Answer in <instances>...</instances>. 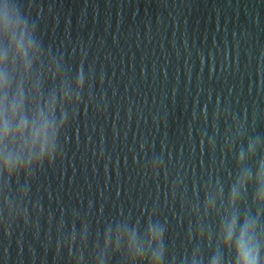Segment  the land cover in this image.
I'll use <instances>...</instances> for the list:
<instances>
[{"label":"water","instance_id":"95a60500","mask_svg":"<svg viewBox=\"0 0 264 264\" xmlns=\"http://www.w3.org/2000/svg\"><path fill=\"white\" fill-rule=\"evenodd\" d=\"M17 3L60 56L65 81L78 65L91 66L92 100L61 134L53 164L31 179L0 174V221L27 217L8 234L0 225V264H132L126 235L116 246V225L142 224L149 211L166 224V264H183L179 257L193 250L207 264L232 214L257 219L264 236V203L255 199L259 156L248 162L253 174L236 208L228 205L229 185L242 175L236 152L248 138H264V0ZM37 82L45 97L57 86L47 60L25 87L35 93ZM226 137L235 142L231 152ZM157 157L164 167L154 175ZM177 178L185 188L178 194L171 190ZM216 179L223 194L213 190L215 204L201 211L195 185L202 200L203 186Z\"/></svg>","mask_w":264,"mask_h":264},{"label":"clouds","instance_id":"9594fccd","mask_svg":"<svg viewBox=\"0 0 264 264\" xmlns=\"http://www.w3.org/2000/svg\"><path fill=\"white\" fill-rule=\"evenodd\" d=\"M41 60L48 61L49 71L57 79V86L46 97L38 82L35 93L25 87L33 68ZM92 79L91 66L86 72L82 63L77 66L71 79L65 81L60 56L41 42L36 23L21 11L17 0H0V174L8 182L16 176H28L31 179L45 165H51L61 157V134L70 120L77 117L81 106H88L92 100ZM225 141L231 152L234 140L226 137ZM208 147H216L211 137L208 139ZM262 149L264 138L257 135L255 138H248L246 148L241 146L236 152L235 165L242 169V175L229 185V207L236 208L239 191L246 186L253 174L248 162L258 156L255 160V179L259 187L255 199L258 203H264V155H259ZM149 167L154 175H158L164 167L162 157L152 160ZM218 180H210L203 186L202 200L195 185L196 206L201 211L206 208L211 210V206L215 204L213 190L218 195L223 194V184H218ZM173 189L177 194L185 191L180 178L172 182L171 190ZM28 192L24 195L27 196ZM7 207L11 210V205ZM39 208L37 204L36 210L39 211ZM26 219L23 215H16L14 219L6 217L0 221V225L5 234H8L14 223H25ZM107 231L111 233V227ZM166 231V224L156 218L155 212L149 211L142 224L141 219L139 224L133 219L119 221L114 238L118 247L126 235V249L132 264H166L171 259L165 244ZM203 235L205 239L208 238L207 234ZM110 239L111 236L106 237L105 243ZM215 240L219 244L214 245L207 264H264V236L261 235L255 218L245 215L241 219L237 214L228 216L222 221ZM218 247H222L223 251H218ZM179 259L183 264H202L199 250L181 255Z\"/></svg>","mask_w":264,"mask_h":264}]
</instances>
